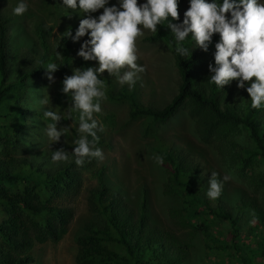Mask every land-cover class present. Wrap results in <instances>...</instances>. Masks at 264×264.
<instances>
[{"label":"trees","instance_id":"16d2710c","mask_svg":"<svg viewBox=\"0 0 264 264\" xmlns=\"http://www.w3.org/2000/svg\"><path fill=\"white\" fill-rule=\"evenodd\" d=\"M7 2L0 0V264H34L37 245L58 244L67 236L75 212L62 203L80 195L86 174L91 177V218L77 239L76 264H187L198 235L204 237L210 254L225 250L240 264H264V174L257 175L253 170L256 159L264 160V105L259 109L251 107L246 91L250 85L246 82L245 89H240L238 81H232L220 90L207 82L212 75L209 64L215 67L214 57L208 59L209 52L199 48L191 54L195 42L190 37L183 42L189 55L181 57L165 23L145 40L163 43L175 58L180 84L173 100L155 108L141 102L137 85H125L117 92L112 87L105 91L108 100L128 104L130 119L143 120L146 131L167 124L185 109L195 138L245 184L240 190L243 204L236 209L241 215L252 212L247 230L242 228V216L233 213L221 194L214 201L207 197L204 168L172 146L171 139L155 137L156 153L163 157L162 167L169 176V195L177 200L168 213L173 227L162 226L148 220L145 199L136 207L130 198L125 200L123 193L113 188L105 162L92 158L77 166L74 157L53 163L51 151L25 154L38 142L35 132H40L44 121H51L44 116L45 110L28 118L33 112L30 92L37 89L36 81L47 75V65L60 66L52 74L63 84L65 77L74 74L72 69L98 68V62L80 58L77 53L81 45L73 44L67 35L60 44L52 45L49 36L55 27L47 29L42 19L35 27L38 41L34 46V39L21 24L22 16L14 15L13 10L3 11V3ZM179 3L180 0L178 8ZM168 19L181 23L180 19ZM13 28L19 31L9 33ZM68 28L62 26L66 31ZM219 41V34H215L210 47ZM8 51L17 52L13 64L8 63ZM98 78L109 80L102 74ZM62 89L55 96L56 103L68 109L71 100ZM60 122L79 127V112L71 111ZM97 135L96 147L110 150L107 135L102 131H97ZM245 139L251 147L244 146ZM216 219L230 223L227 236L231 243L225 239L227 236L218 237L221 231L213 233L212 229L218 227ZM246 231L248 238L258 232L259 236L240 246Z\"/></svg>","mask_w":264,"mask_h":264},{"label":"clouds","instance_id":"9594fccd","mask_svg":"<svg viewBox=\"0 0 264 264\" xmlns=\"http://www.w3.org/2000/svg\"><path fill=\"white\" fill-rule=\"evenodd\" d=\"M108 3L109 0H63L62 8L71 9L74 12L78 10L86 16L80 20L75 35L73 36L69 30L67 38H71L75 43L88 35L89 39L81 45L77 55L84 61H97L99 66L98 68L74 69V74L65 77L63 81L62 92L71 100L68 107L69 113L73 110L79 112L78 132L80 135L74 142L76 146L72 153L67 152L64 148L53 152V163L67 162L73 157L77 166H83L86 160L90 162L92 158L103 161V152L96 147L99 140L98 125L93 118L94 113L102 111L101 101L106 99L103 90L104 82L98 76L107 72L110 77L115 75L121 85L132 86L135 84L139 79L138 74L145 71L144 67L138 66L136 63L138 59L137 39L144 35L142 29L156 33L158 25L167 23L176 42V52L181 57L189 55V49L183 46V42L187 38L190 37L195 42V47L191 50L192 54L195 48L207 52L213 36L219 34L220 41L215 45V67L209 64V71L212 75L207 82L215 84L220 90H223L224 86L230 85L232 81H238L237 87L245 89L247 82L250 85L246 91L250 96L251 107L259 109L264 105V3H260L258 0H239L238 3L235 0H223V3L220 4L217 0H213L211 3L206 0H190V7L185 12L182 23H172L168 19L171 17L172 21L179 20L178 0H146L144 4H138V0H120L119 7L116 5L107 6ZM27 8L28 5L21 0L13 9V14L23 16ZM101 9L103 12L98 18L91 15ZM4 10L6 9L3 3ZM28 35L34 39L35 46L38 41L35 30L33 34L28 33ZM24 51L27 53L26 50ZM19 52L21 50H18ZM16 54L17 52L13 51L10 54L8 51V63L13 64L17 61L13 57ZM57 56L59 57L61 54L57 52ZM59 67L55 63L47 65L45 71L50 82H54L51 74L56 72ZM122 69L126 70L121 75ZM40 103L47 105L49 98L42 99ZM181 111L185 112L186 110L181 109L179 113ZM44 116L52 121L46 127V135L50 141L59 142L61 136H64L68 130V128L59 130L57 128L58 123L62 120L61 115L47 110L44 112ZM100 130H103L102 127ZM181 145L177 148L204 168V175L208 180L207 162L200 158L199 151L196 148L188 150L182 143ZM202 145L206 147L204 144ZM208 150L210 149L208 148ZM157 151L153 145V159L162 167L164 160L162 156L157 155ZM194 153H197L198 157ZM211 153L215 157L212 151ZM25 154L30 153L25 151ZM118 161L117 156L111 157L109 161H103L108 165L107 175L113 188L119 193H123V197L127 201L131 197L141 205L145 199L148 220L168 226L162 219L154 216L149 209L150 195L149 190L145 187L146 183H144L143 190H140V198L137 199L134 198L131 190L125 188L121 177L119 180L115 178ZM162 169L165 173V169L163 167ZM229 179L230 177L226 175L221 181L218 179V173L211 172L207 197L213 201L216 200L221 194L223 182H227ZM168 213L166 217L170 223Z\"/></svg>","mask_w":264,"mask_h":264},{"label":"rangeland","instance_id":"374dc122","mask_svg":"<svg viewBox=\"0 0 264 264\" xmlns=\"http://www.w3.org/2000/svg\"><path fill=\"white\" fill-rule=\"evenodd\" d=\"M8 1L4 3L6 11H12L21 2V0ZM23 2L28 5L27 11L21 18L22 21L20 20L21 24L24 25V31L33 34L36 25L39 23V19H42L47 29L52 26L55 27L49 36V41L52 45L60 44L69 30H71L74 36L79 27L80 20L86 18L78 10L74 12L71 9L62 8L63 0H23ZM143 2L142 0H138V4H142ZM206 2L211 3L213 0H206ZM217 2L222 4L223 0H217ZM235 2L238 3L239 0H235ZM258 2L264 3V0H258ZM119 3L120 0H109L107 6L116 5L119 7ZM189 7L190 0H180L178 12L181 23ZM102 12L103 9L91 15L98 18ZM64 25L69 27L68 31L62 29ZM14 31L18 32L19 29L16 30V28H13L9 33ZM142 31L144 35L137 39L138 59L136 63L138 66L144 67L145 71L138 74L139 79L136 80L134 85H137V92L143 104L155 108H162L178 92L180 74L171 51L161 42L150 43L146 41L145 39L151 36L153 32L144 29ZM88 39L89 36L86 35L80 41L75 43L72 39L71 41L75 45H82ZM208 52L210 56L208 59H212L215 56L216 47L211 48L209 45ZM73 70H71L72 73ZM125 70H121V75ZM52 76L54 82H50L46 75L44 78L36 81L37 89L34 92H30V107L33 112L28 114L29 119L35 117V112L39 110L53 111L61 115L62 119L68 115L69 111L67 106H59L56 103L55 97L59 89L64 85L58 76L55 74H52ZM102 76L110 80H103L104 92L109 87H112L117 92L121 87L128 85H121L115 75L110 77L107 72H104ZM134 85L128 86L134 87ZM44 98H49L47 105L40 103ZM101 109L102 111L100 113L93 114V118L97 121V131H101L100 128L102 127V132L107 135L106 139L112 147L110 150L105 149L102 151L104 156L103 161H109L113 156L119 158L114 176L117 180L121 177L123 185L133 192L134 198H140V190H143L144 183L147 184L145 187L149 190L150 195L149 209L154 216L162 219L169 226L170 223L167 221L166 215L169 209L175 207L177 203V200L169 195L168 174L166 172L164 173L161 165H158L153 159L154 153L152 152V147L155 143V137L171 139L172 145L176 147H181L182 143L188 150L196 148L200 153V158L207 162L206 174L208 175V180L211 178V172L213 171L218 173V179L221 181L224 176H229L230 179L227 182H223L221 197L226 205L233 210V213L241 215L236 207L243 204L240 190L244 188V182L238 178L234 171L225 166L218 156L214 157L208 148L204 147L194 138L193 127L186 117L185 112L181 111L174 120H171L167 124L154 126L153 130L151 129V133V130L146 131L143 120L132 121L130 119V108L126 103L112 102L106 96V99L101 101ZM49 123H52V121H44V126L40 132H35L38 137V142L28 150V153L42 151L54 152L60 148H64L69 153L73 152L75 147L74 142L80 135L78 126L73 123L59 122L57 125L58 130L60 128H68V130L64 133V136H61L59 142L54 143L46 135V127ZM245 141L247 143L244 146L251 147V143L246 139ZM194 155L198 157L197 153H194ZM255 162L256 165L253 168L255 174H264V160L256 159ZM85 179L86 182L80 195L73 196V198L68 197L62 203L68 208L74 209L75 212V218L70 224L69 233L58 244L47 243L37 245L33 252L35 257L34 264H76L78 253L77 239L80 236L84 224L91 218L88 202V187L91 184L90 175L86 174ZM206 187L207 192L208 183ZM130 199L136 207L140 206L138 201L132 200L131 197ZM241 216L242 228L247 230L249 223L252 221V212L250 211ZM216 221L215 223L218 227L212 229L213 233L221 231V235L218 237H226L231 230L230 223L220 219H216ZM170 226L173 227L172 225ZM247 235V231L243 233V240L240 241V246H243L242 243H252L256 237L258 238L259 232L249 238ZM225 239L231 243L230 236H227ZM192 244L193 249L187 260V264H240L233 255H230V252H226L225 250L216 251L217 255L210 254L205 248L204 237L202 235H198ZM233 251L234 253L237 252L235 250Z\"/></svg>","mask_w":264,"mask_h":264}]
</instances>
